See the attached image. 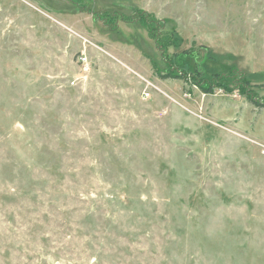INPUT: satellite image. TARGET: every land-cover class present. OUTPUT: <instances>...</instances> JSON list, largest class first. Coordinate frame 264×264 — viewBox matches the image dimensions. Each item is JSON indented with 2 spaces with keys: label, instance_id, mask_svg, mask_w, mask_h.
<instances>
[{
  "label": "rangeland",
  "instance_id": "rangeland-1",
  "mask_svg": "<svg viewBox=\"0 0 264 264\" xmlns=\"http://www.w3.org/2000/svg\"><path fill=\"white\" fill-rule=\"evenodd\" d=\"M183 50L264 103V0H0V264H264V108Z\"/></svg>",
  "mask_w": 264,
  "mask_h": 264
},
{
  "label": "trees",
  "instance_id": "trees-1",
  "mask_svg": "<svg viewBox=\"0 0 264 264\" xmlns=\"http://www.w3.org/2000/svg\"><path fill=\"white\" fill-rule=\"evenodd\" d=\"M138 12V14L145 15L136 17L137 19L135 20L138 22L142 21L143 24L141 25L145 26L150 37L156 39V31H160L159 29L161 28V21L156 19L154 20V16H150L148 13H144L143 10L138 9ZM132 19L133 18H131V20ZM172 35L173 37L171 38V43L167 45L177 46L180 42V39L178 38L176 32H171V36ZM189 52H187V50H183L179 54L173 55V64L167 63V65L164 66L165 72H159V76L163 78H167L170 76L173 78H177L187 77L190 74L191 78H193L195 81L198 80V83L202 88L205 86L206 88L216 86L224 88L227 92L231 91L228 85L232 84L234 85V89H237L240 94H245L247 96L252 105L257 108H264V103L262 102V100L255 99V96L249 90V79L242 72L237 71V69L235 70L234 67H230L225 73H221L218 71H212L208 73L205 66L209 58V53L207 51H204L201 57L194 59L192 72H187L185 66L187 59L189 58ZM206 76H208V78Z\"/></svg>",
  "mask_w": 264,
  "mask_h": 264
}]
</instances>
